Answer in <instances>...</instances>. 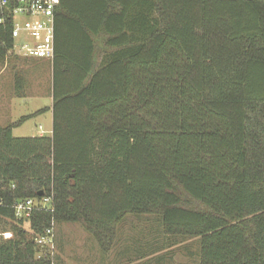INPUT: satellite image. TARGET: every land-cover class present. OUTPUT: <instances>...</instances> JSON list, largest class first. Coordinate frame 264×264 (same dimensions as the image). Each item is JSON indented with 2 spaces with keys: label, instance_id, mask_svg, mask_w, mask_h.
<instances>
[{
  "label": "trees",
  "instance_id": "16d2710c",
  "mask_svg": "<svg viewBox=\"0 0 264 264\" xmlns=\"http://www.w3.org/2000/svg\"><path fill=\"white\" fill-rule=\"evenodd\" d=\"M46 61L51 135H12L45 110L0 126V264H54L52 222L112 238L128 214L198 264H264V0H62Z\"/></svg>",
  "mask_w": 264,
  "mask_h": 264
},
{
  "label": "rangeland",
  "instance_id": "374dc122",
  "mask_svg": "<svg viewBox=\"0 0 264 264\" xmlns=\"http://www.w3.org/2000/svg\"><path fill=\"white\" fill-rule=\"evenodd\" d=\"M16 84L22 87L20 93L15 92ZM1 94L12 97L9 122L45 110L14 128L13 137L49 136L52 106L49 61L17 55L0 61ZM5 110V106H0V115ZM5 124L0 117V126ZM23 228H28L27 221ZM4 229L0 227V235ZM54 229L53 249H42L44 254H50L54 264H198L196 239L166 238L154 217L148 215L124 216L116 226L113 239L107 233L91 234L77 223L55 224Z\"/></svg>",
  "mask_w": 264,
  "mask_h": 264
},
{
  "label": "built area",
  "instance_id": "2783aa9c",
  "mask_svg": "<svg viewBox=\"0 0 264 264\" xmlns=\"http://www.w3.org/2000/svg\"><path fill=\"white\" fill-rule=\"evenodd\" d=\"M62 0H0V24L11 21L12 46L8 55L51 60L54 53V13ZM51 198L43 197L37 203L41 208L50 205ZM35 203L32 199L16 201L12 209L17 220L30 217ZM55 225L52 222L34 242L41 248L54 247ZM4 239L11 234L3 233ZM50 255V254H49ZM52 262V260H51ZM53 263V262H52Z\"/></svg>",
  "mask_w": 264,
  "mask_h": 264
},
{
  "label": "crops",
  "instance_id": "0c3cea01",
  "mask_svg": "<svg viewBox=\"0 0 264 264\" xmlns=\"http://www.w3.org/2000/svg\"><path fill=\"white\" fill-rule=\"evenodd\" d=\"M14 98V97H13ZM12 97H8V95L1 94L0 95V106H5L6 107V113L4 115H0L1 118H3V122L7 123H13L11 120L9 122V119H11L10 113L12 112ZM51 112V111H50ZM51 130H52V117H51ZM51 130L49 133V136L51 135ZM41 136V135H39Z\"/></svg>",
  "mask_w": 264,
  "mask_h": 264
},
{
  "label": "water",
  "instance_id": "95a60500",
  "mask_svg": "<svg viewBox=\"0 0 264 264\" xmlns=\"http://www.w3.org/2000/svg\"><path fill=\"white\" fill-rule=\"evenodd\" d=\"M38 195H39V197H42L43 193L42 192H39Z\"/></svg>",
  "mask_w": 264,
  "mask_h": 264
}]
</instances>
